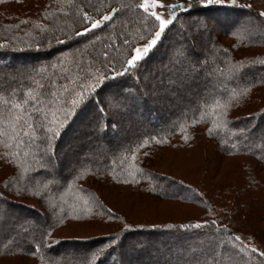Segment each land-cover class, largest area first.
<instances>
[{
  "label": "trees",
  "instance_id": "trees-1",
  "mask_svg": "<svg viewBox=\"0 0 264 264\" xmlns=\"http://www.w3.org/2000/svg\"><path fill=\"white\" fill-rule=\"evenodd\" d=\"M241 1L243 0H236L235 4L207 6L196 3L195 7L198 11L192 12L190 16L178 13L175 26L166 32L137 71L132 75L116 77L114 81H108L109 86L100 92V102L107 113V129L103 132L100 128L104 118L98 115L96 97L93 96L92 102L88 103L87 107L80 111L64 129L56 143V155L61 158V145L65 137L74 135L78 129L87 132L89 128L95 130L94 136L90 135L91 138H101L96 142H103L105 149L110 152L101 154L100 160L94 153L92 158L77 160L70 168L68 162L61 165L59 173L62 176H68L73 167L80 166L86 175L79 180L69 177L68 183L72 187H68L67 184L61 186L59 179L50 180L51 186L46 190V200L50 202L48 207L32 196H13L5 193L8 199L0 202V213L4 215L5 211V215H10L13 219L0 215L1 260L13 255H27L40 260V264H68L67 262L82 264V258L86 254L109 242L110 238H115L118 243L108 250L101 264H167L165 254L174 253L180 255L177 261H170V264H264V258L250 251L237 254L228 236L217 231L223 225L231 232L240 235L246 242L258 247L260 251H264V226L259 227L256 223L258 218L259 222L262 220L264 223V139L256 134L258 129L264 130V115L260 114V111L264 110V74L256 73L259 65L264 69V64L260 63L264 61V51L251 55L243 53L242 56L237 53L249 48L264 47V36H261L264 32V17L259 15L261 12L253 11L246 4L240 3ZM134 2L138 0H83V3L82 0H70V2L69 0H0V45H5L0 47V65L3 67L0 69V100L11 99L13 89L17 90L16 97L22 98L24 89L34 85L22 78L20 73L49 63L59 51L63 50L64 46L61 45L55 47L47 45L44 48L47 49L46 51L32 53L29 50L30 44L35 49L37 43L48 44V36L42 35L38 26L46 27L49 32H58L59 29L66 28L70 24V16L65 15V12L74 15L76 8H83V4L90 6L84 10L93 15L95 13L92 12L91 6L99 9L100 15H103L112 8L119 7L121 3ZM168 2L188 4L193 3L194 0H168ZM108 5L110 7H106ZM128 16L129 13L121 11L113 23L118 26L121 21H126ZM200 18H208L210 23L215 19L216 23H213L220 27L214 34L216 41L204 45L202 51L195 42L204 58L203 63L206 64L207 69L212 70L208 90L202 93L201 87L196 84L185 88H168L165 90L166 93L154 92L155 96L142 104L141 96L147 91L145 82L149 81V86L160 89L167 85L162 84V81L166 82L176 75L169 71L167 65L171 68L170 60L166 59L172 55L173 49L180 48L178 45L182 44L184 37L187 36L180 21L192 24V20ZM111 27L110 25L103 32L97 31L100 35L107 36ZM76 29L79 30V26H76ZM130 32H135V26ZM87 35L91 37L92 34ZM222 38L230 41L228 46L221 41ZM97 47L99 48L100 45L98 44ZM23 55L31 58V63L27 67L24 66L20 70L14 67L4 68L9 63L20 60ZM36 56H41V59L35 61ZM242 64L248 66L244 67L241 73L236 74L235 70ZM152 65L156 67L149 74L148 68ZM145 71L148 73L144 80ZM11 75L13 76L10 77ZM155 75L160 77L159 83L153 81ZM212 75L215 78L218 75V83ZM36 79L40 78L37 76ZM232 94H235V100L232 99ZM155 99L163 102V107L157 105ZM108 100L112 101V106L109 105ZM215 100L232 104L227 116L232 122L231 127L222 126L224 117L218 113H222L224 109L215 107ZM179 106L182 109L173 112ZM117 112L125 118L122 126L112 116ZM0 113L4 116L8 114L3 104H0ZM194 115L200 119V122L193 126L191 120ZM79 122H82L81 125L75 129ZM88 124L89 128L86 129ZM138 125L140 126L137 130L126 138L125 131L129 128L134 129ZM253 125L255 128L248 133L247 139L233 137L235 131L242 128L251 129ZM209 127L214 129L212 135L207 132ZM185 135L187 138L182 139L181 137ZM153 136L162 142L152 141L135 155L127 150L129 143L134 145L138 139L142 141ZM77 138L79 136L73 137L72 141ZM88 141L84 139L79 142L77 149L86 147ZM233 144L236 147L233 148ZM25 147L31 152L35 151V147L27 139H25ZM200 148L204 151L211 150L216 160L220 162L239 160L242 172L240 179L225 185L211 183L206 178L187 182L169 173L154 170L158 162L165 157L171 159L188 157L190 152ZM90 150L96 152L97 147H90ZM216 173L211 174L213 176ZM94 177H97L94 182L96 184L98 181H111L114 185L129 186L132 189V186H136L138 188L134 190L141 192L146 198L160 201L174 200L190 204L200 211L194 217L177 221L130 222L129 228L125 230L123 225L127 222H123L122 217L120 218L122 214L113 211L98 197L97 191L90 188L91 182L90 185L86 184V180ZM9 182L17 187L23 183L21 178L13 175V169H9L0 161V191H3L4 185ZM170 185L172 190H169ZM185 185L188 187L186 188ZM197 194H200L199 197ZM85 199L92 204L91 214L87 217L81 211ZM101 204L103 209L99 207ZM105 209H111V212L115 213L117 217L115 220L122 224L120 228L112 230V227H107L109 220L112 219L105 214ZM77 215L80 219L72 218ZM92 217H100L99 226L105 224L101 228L97 227L103 230L97 236L82 240L63 237L56 239L58 243L54 245L49 240L46 243L50 247H42L35 257L31 255L34 245L41 240V233L47 231L49 227L52 237L53 231L68 226V223L89 221ZM61 219H64L63 224L60 223ZM205 220H215L216 224L211 230L207 227L201 229L179 227ZM167 225L173 227L168 228ZM86 242L92 244L88 243V249L82 255H77L74 259L58 256V248L82 247L80 246L82 244L77 243Z\"/></svg>",
  "mask_w": 264,
  "mask_h": 264
},
{
  "label": "snow or ice",
  "instance_id": "snow-or-ice-1",
  "mask_svg": "<svg viewBox=\"0 0 264 264\" xmlns=\"http://www.w3.org/2000/svg\"><path fill=\"white\" fill-rule=\"evenodd\" d=\"M235 2L236 0H194L193 3L184 4L183 2L167 3L166 0H138L134 3H121L119 7L112 8L111 11L103 15H100L99 9L91 6L92 12L95 13L93 15L84 10L90 6L83 4V8H76L74 15L65 12V15L70 16V24L66 28L59 29L58 32H49L46 27L38 26L39 32L48 36V47L56 45L64 47L49 63L20 73L22 78L34 85L24 89L22 98L16 97L17 90L13 89L11 99L0 100V104L5 106L8 113L7 116L0 113V161L11 167L13 175L23 181L18 187L13 186L11 182L5 184L4 190L0 191V202L7 201L8 196L5 193H8L13 196H32L48 207L50 202L46 200V190L51 186L50 180L59 179L61 186L67 184L68 187H72L68 183L69 177L73 180L84 178L86 173L81 170L82 166L73 167L68 176H62L59 173L62 162L56 155V143L71 120L86 108L95 96V104L98 106L97 113L104 118L100 130L101 132L106 131L107 113L99 97L100 92L109 86L108 81L135 73L166 32L175 26L178 13L190 16L192 12L198 11L195 7L196 3L207 6L235 4ZM106 7H110V5ZM121 11L129 13V16L126 21H121L117 26L113 21ZM259 15L264 17V12ZM97 16L99 18H96ZM193 23L196 25L195 29L191 30V26L186 27L184 32H187L188 35L184 37L181 47L178 50L173 49L169 71L176 75L168 86L171 89L196 84L201 87L203 93L208 90L210 85L212 70L207 69L206 64L203 63L204 58L201 56L195 40L198 35L208 30L209 23L208 18H200ZM110 25L112 27L107 36L99 34V32L108 29ZM76 26H79V30L76 29ZM133 26H135L134 33L130 32ZM88 33L92 34L91 37L87 35ZM4 46L0 45V47ZM31 46L30 44L29 47ZM41 47L40 43L36 44L37 50ZM260 63L264 64V61ZM247 66L242 64L235 70L236 74L241 73L242 69ZM37 76L40 79H36ZM163 83L165 82L162 81ZM154 96L155 93L145 91L140 102L143 104ZM235 98V94H232V99L235 100ZM107 102L112 106L111 100ZM214 106L224 109L222 113H218L224 117L222 126L224 128L231 127L232 122L227 119V116L232 104L215 100ZM260 114L264 115V110H261ZM199 122L200 119L194 115L191 124L194 126ZM254 128L255 125L251 129H239L233 133V137L247 139L248 133ZM207 132L212 135L214 129L209 127ZM261 136H264V130L261 131ZM181 138L186 139L187 137L185 135ZM25 139L35 147L34 152L25 147ZM152 141L162 142L155 136L144 138L142 141L138 139L134 145L129 143L127 150L135 155ZM232 147L234 148L236 145L233 144ZM144 155H148V153H144ZM113 179L116 178L113 177ZM185 187L188 186L185 185ZM199 195L197 194L198 197ZM99 207L103 209L102 204ZM91 208L92 204L85 199L81 211L86 217L91 214ZM104 211L109 219H117L111 209ZM72 218L80 219L78 215ZM60 223L63 224L64 219H61ZM215 224V220H205L179 227L181 229L207 227L211 230ZM123 227L127 230L129 225L125 223ZM167 227L172 228L173 226L167 225ZM217 231L228 236L231 246L237 254H245L250 251L264 258V251H260L258 247L246 242L240 235L231 232L227 227L221 225ZM49 240L53 245L58 243L51 237V227L41 233V240L34 245L31 255L35 257L42 247H50L46 243ZM117 243V239L110 238L109 242L86 254L82 258V264H101L102 259L108 254V250Z\"/></svg>",
  "mask_w": 264,
  "mask_h": 264
},
{
  "label": "rangeland",
  "instance_id": "rangeland-1",
  "mask_svg": "<svg viewBox=\"0 0 264 264\" xmlns=\"http://www.w3.org/2000/svg\"><path fill=\"white\" fill-rule=\"evenodd\" d=\"M166 2L169 3L168 0H166ZM240 3L246 4L247 7L250 5L249 8L252 9L253 11L264 12V0H243ZM192 21L194 22V20ZM209 21L210 20H208V23H209L208 30L198 35L195 40V42L197 43L201 51L204 45L206 44L210 45L214 41H216V37L214 34H216V32H218L220 28L219 26L213 23L215 22V19L212 20L213 21L212 23H210ZM193 22L191 24V23H187L184 21H180V24L184 26L183 27L184 29L188 26H191V30H192V28L196 26ZM261 36H264V32L261 33ZM221 41L224 42V44H226L227 46L230 43V41L227 38H222ZM41 45L42 47L39 50L35 49V47L33 48L32 46L29 47L30 48L29 50H31L32 53H37V54L43 51H46L47 49H44V48L47 47L48 44L42 43ZM181 45L182 44L178 45V47H181ZM24 47L27 48L26 46ZM263 51H264V47H257V48H249L246 51L237 52V53L238 55L242 56L243 53L244 55L245 54L251 55L252 53L263 52ZM171 56L172 55L168 56L166 60H170ZM19 59L20 60H15L9 63V65H6L7 67H4V68L8 69L9 67H14L20 70L24 66L27 67V65L31 63V60H30L31 58L29 57L26 58L25 55H23L22 58L20 57ZM39 59H41V56H36L34 58L35 61ZM1 67L2 65H0V69ZM154 67L152 65L148 68L149 74L155 69ZM167 67L170 69V66L167 65ZM256 70H257L256 73H259V75L264 74V69L260 65L258 69ZM147 73L148 71L144 72V75H145V76L143 75L144 80L146 78ZM12 76L13 75H11L10 77ZM212 78L215 80L216 83H218V80H217L218 75L216 76V78L212 75ZM172 79L170 78L168 81L166 82L164 81L165 84L167 85H165L164 88H160V89H155L154 86H149V81L147 82L144 81L145 82L144 85L146 86V90L148 92L166 93L165 90H168L169 88L168 85L171 83ZM159 80H160V77H157L156 75L153 77V81L159 83ZM186 87H190V86H186ZM155 103L161 107H163V104H164L159 99H155ZM180 109H182L181 106L176 107V109L173 112H176ZM82 120H84V118ZM81 123L82 122H79V124L77 123L75 126V129H77L79 125H81ZM87 126L85 127L86 129L89 128V124ZM139 126L140 125L136 126V128L134 129L133 128L131 129L129 128V130L127 129L125 131V137L128 138L132 134L133 131L137 130V127ZM74 131L75 130H73V132ZM94 134H95V130L89 128L87 132L82 133L80 137L75 139L74 141L71 140L68 143H66L68 136L64 138V142L61 145V152H64L66 154L65 159H66V162H68L69 168L77 160H80L82 158H87V159L92 158L94 153H95L94 155H96V158L100 160L101 154L105 155L110 152L105 149V147L103 146V142H96V141H100L101 138L96 137L98 140H96V138L95 139L91 138V136L92 135L94 136ZM256 134L260 135V137L264 139V137L261 136L260 129L256 131ZM84 139L86 141L90 140L88 141L87 146L83 147L82 149L81 148L77 149V147L79 146V142H82V140ZM94 146L97 147V150L96 152H91L90 147L92 148ZM216 159L217 158L214 157V154L211 152V150L204 151V149L201 150L200 148L197 151L190 152L188 157H179L175 159L165 157L163 160L158 162L156 167H154V170L156 172L159 171L162 173H169L170 175L183 179L187 182L196 181L194 179L199 180L201 178H206L211 183H215L218 185L219 184L225 185V184L235 181L236 179H240V177L242 176L241 175L242 172L240 168V163L238 162L239 160L238 161L226 160V161L220 162ZM8 168L12 169L9 166ZM212 172L214 173L217 172V173L212 176L211 174ZM202 173H204V175H202ZM96 180H97V177L91 178L90 180H86L87 181L86 184L88 183L90 185V182H91L90 188H94L99 195L98 197L102 199V201L105 204L111 207L113 211H115L116 213L118 212L122 214V216L120 215V218L122 217V221L127 222V224H130V222L135 223L139 220H145L148 223H157L158 221H177V220H181V219L188 218V217H194L200 211V209L190 204H183V203H180L174 200L160 201V200H157V199L154 200L148 197L146 198L145 196L142 195L141 192L134 190L138 188L136 186H132L133 187L132 189L129 186L123 187L118 184L114 185L113 182L111 181H108V182L98 181L96 184L94 183L96 182ZM169 190H172L171 185L169 186ZM2 207L4 206L2 205ZM2 209L4 211V208ZM5 214L6 213L4 211V215L2 216L8 219H11V220L13 219V217H10V215H5ZM98 218L92 217L89 221H81V222L73 221V223H68L69 224L68 226H63L60 229L58 230L56 229L55 231H53L52 237L54 239H61V238L63 239L64 237V239L72 238V239H80V240L93 238L94 236H97L98 233L103 231L97 228L100 224L98 223L100 222ZM256 223L259 225V227L264 226V223L262 222V220H260L259 222V218L256 220ZM252 225H254V223ZM102 226H105V224L99 226V228H101ZM120 226H122V224L115 219L109 220V224L107 225V227H112V230L116 228H120ZM14 237H16V235H14ZM86 243H77V244H82L80 245L82 247L69 246L65 249L58 248V256L62 255V256L67 257L68 259L69 258L74 259L75 256L82 255L83 252L88 249L89 242L87 244ZM89 244H92V243H89ZM178 255L180 254L179 253L165 254V259H167L166 263L170 264L169 263L170 261H177ZM67 263L70 264V262H67ZM0 264H40V260L29 257L27 255H15V256L13 255V256L2 258V260L0 259ZM73 264H78V263L73 262Z\"/></svg>",
  "mask_w": 264,
  "mask_h": 264
},
{
  "label": "bare ground",
  "instance_id": "bare-ground-1",
  "mask_svg": "<svg viewBox=\"0 0 264 264\" xmlns=\"http://www.w3.org/2000/svg\"><path fill=\"white\" fill-rule=\"evenodd\" d=\"M161 96H163V95L161 94ZM110 115H112V114H110ZM112 116L115 119V121L116 122H119L120 125L122 126L123 121L125 120L123 118L122 114L120 112H117V113L113 114ZM82 133H84V130L78 129V131L74 135H71V136L68 137V139L66 140V143H68L69 141H71L73 139V137H78V136L80 137V135ZM65 158H66V154L64 152H62L61 153V158H60V160L62 162L61 165H63L66 162V159Z\"/></svg>",
  "mask_w": 264,
  "mask_h": 264
}]
</instances>
